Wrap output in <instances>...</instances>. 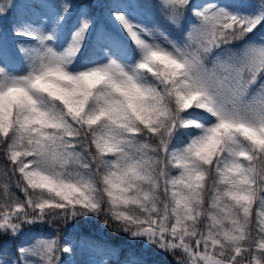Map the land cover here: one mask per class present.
Wrapping results in <instances>:
<instances>
[{
  "label": "snow or ice",
  "instance_id": "1",
  "mask_svg": "<svg viewBox=\"0 0 264 264\" xmlns=\"http://www.w3.org/2000/svg\"><path fill=\"white\" fill-rule=\"evenodd\" d=\"M0 158V264H264V0H0Z\"/></svg>",
  "mask_w": 264,
  "mask_h": 264
},
{
  "label": "trees",
  "instance_id": "2",
  "mask_svg": "<svg viewBox=\"0 0 264 264\" xmlns=\"http://www.w3.org/2000/svg\"><path fill=\"white\" fill-rule=\"evenodd\" d=\"M169 30L173 32L174 36L178 34L177 30L174 29H169ZM22 69L23 66L22 65L19 66L18 70H22ZM3 167H8V166L5 165L3 159L0 158V168ZM173 174H175V170H173ZM2 179H3L2 176H0V180ZM13 191H16V189L13 188ZM17 195H21V194L17 191ZM103 219H104L103 217H100L99 219L92 218L89 220L80 218L75 222L70 221L67 224H55V223L52 225L45 224L42 228H36L33 231L39 233L51 232L54 235L56 234L57 231H59L62 238L64 236H71L79 240L80 238L83 237V238H88L92 241L116 245L121 249H123V254L118 258L117 257L112 258L113 261H115L116 259L123 260L129 252H139L140 244H142V241L130 242L127 236L123 234L118 235L114 233L112 228L105 227L103 225ZM87 258H88L87 253H84L83 255L77 257L78 260L87 259ZM149 259L158 262V264L159 262H162L164 260L168 261L169 264H171L172 262L171 256H166V257L149 256Z\"/></svg>",
  "mask_w": 264,
  "mask_h": 264
},
{
  "label": "rangeland",
  "instance_id": "3",
  "mask_svg": "<svg viewBox=\"0 0 264 264\" xmlns=\"http://www.w3.org/2000/svg\"><path fill=\"white\" fill-rule=\"evenodd\" d=\"M18 71H23V69L22 70H18ZM43 234H45V235H54L51 232H46V233H43Z\"/></svg>",
  "mask_w": 264,
  "mask_h": 264
}]
</instances>
